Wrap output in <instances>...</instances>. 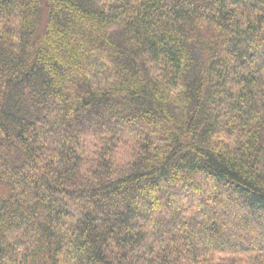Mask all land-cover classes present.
Listing matches in <instances>:
<instances>
[{"label":"trees","instance_id":"obj_1","mask_svg":"<svg viewBox=\"0 0 264 264\" xmlns=\"http://www.w3.org/2000/svg\"><path fill=\"white\" fill-rule=\"evenodd\" d=\"M0 264H264V0H0Z\"/></svg>","mask_w":264,"mask_h":264}]
</instances>
